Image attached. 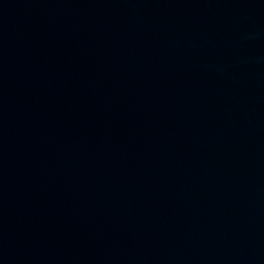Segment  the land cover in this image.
Returning a JSON list of instances; mask_svg holds the SVG:
<instances>
[{
    "label": "water",
    "instance_id": "water-1",
    "mask_svg": "<svg viewBox=\"0 0 264 264\" xmlns=\"http://www.w3.org/2000/svg\"><path fill=\"white\" fill-rule=\"evenodd\" d=\"M0 264H264V0H0Z\"/></svg>",
    "mask_w": 264,
    "mask_h": 264
}]
</instances>
